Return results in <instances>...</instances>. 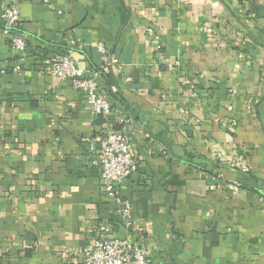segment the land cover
<instances>
[{"label": "crops", "instance_id": "1", "mask_svg": "<svg viewBox=\"0 0 264 264\" xmlns=\"http://www.w3.org/2000/svg\"><path fill=\"white\" fill-rule=\"evenodd\" d=\"M3 1L25 49L0 33V70L21 67L0 73V264H76L103 216L151 264H264V0ZM66 49L107 66L109 118L49 72ZM113 130L137 156L128 233L88 151Z\"/></svg>", "mask_w": 264, "mask_h": 264}, {"label": "built area", "instance_id": "2", "mask_svg": "<svg viewBox=\"0 0 264 264\" xmlns=\"http://www.w3.org/2000/svg\"><path fill=\"white\" fill-rule=\"evenodd\" d=\"M0 33L9 38L10 47L16 51L25 49L24 37L16 31L19 22V9L15 2L0 4ZM98 51L105 52L101 43ZM177 64V63H176ZM11 70L20 73L19 65L1 69L0 73ZM49 72L59 79L68 81L73 89L84 94V107L95 116L107 119L112 107L100 88L102 73H107V66L98 69L84 70L78 67L73 59L72 50L66 49L49 66ZM231 111V107H228ZM128 122L121 118L119 124ZM236 123V116L231 117L230 126ZM90 163L99 171V183L104 194L117 206L115 225L125 231L131 228V203L119 195L120 187L137 169L136 152L127 132L113 130L88 140ZM219 177L214 176L213 179ZM224 189L233 193L242 190L238 181L227 182ZM220 187V186H219ZM217 185L211 184L210 190ZM258 201L264 205V196ZM108 216L101 217L93 226L92 239L85 246L77 249L73 255L76 264H151L149 250L132 239L112 234L113 223Z\"/></svg>", "mask_w": 264, "mask_h": 264}, {"label": "trees", "instance_id": "3", "mask_svg": "<svg viewBox=\"0 0 264 264\" xmlns=\"http://www.w3.org/2000/svg\"><path fill=\"white\" fill-rule=\"evenodd\" d=\"M16 30H17V29H16ZM96 69H98V68H96ZM104 78H105L107 84H110V81H111V80H110V76H109L108 73H102V74H101V79L104 80ZM101 79H100V80H101ZM105 80H104V81H105ZM100 88H101V83H100ZM101 91H102V89H101ZM106 98H107V100L109 101V103L111 104V107H112V106H113V103L111 102L110 94H108V97L106 96ZM114 220H115V223H116V220H118L117 216H115Z\"/></svg>", "mask_w": 264, "mask_h": 264}]
</instances>
